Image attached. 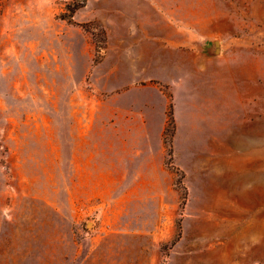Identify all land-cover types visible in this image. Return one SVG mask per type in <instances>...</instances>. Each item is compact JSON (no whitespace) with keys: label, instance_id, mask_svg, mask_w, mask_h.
<instances>
[{"label":"rangeland","instance_id":"obj_1","mask_svg":"<svg viewBox=\"0 0 264 264\" xmlns=\"http://www.w3.org/2000/svg\"><path fill=\"white\" fill-rule=\"evenodd\" d=\"M0 264H264V0H0Z\"/></svg>","mask_w":264,"mask_h":264},{"label":"water","instance_id":"obj_2","mask_svg":"<svg viewBox=\"0 0 264 264\" xmlns=\"http://www.w3.org/2000/svg\"><path fill=\"white\" fill-rule=\"evenodd\" d=\"M217 45L218 44L215 41L210 44V46H211L210 51H211L212 54H214V53H216L218 51Z\"/></svg>","mask_w":264,"mask_h":264},{"label":"crops","instance_id":"obj_3","mask_svg":"<svg viewBox=\"0 0 264 264\" xmlns=\"http://www.w3.org/2000/svg\"><path fill=\"white\" fill-rule=\"evenodd\" d=\"M215 74V73H214ZM215 76H216V74H215ZM231 117V113H230V111H226V118H230ZM229 124V121H226V125H228ZM161 126V125H160Z\"/></svg>","mask_w":264,"mask_h":264}]
</instances>
